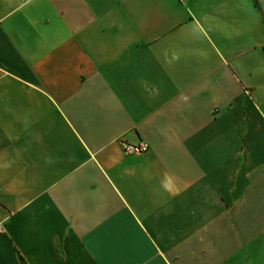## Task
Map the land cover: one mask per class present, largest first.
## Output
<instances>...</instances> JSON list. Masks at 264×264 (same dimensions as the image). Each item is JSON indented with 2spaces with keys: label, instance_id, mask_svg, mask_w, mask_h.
I'll list each match as a JSON object with an SVG mask.
<instances>
[{
  "label": "crops",
  "instance_id": "obj_1",
  "mask_svg": "<svg viewBox=\"0 0 264 264\" xmlns=\"http://www.w3.org/2000/svg\"><path fill=\"white\" fill-rule=\"evenodd\" d=\"M262 22L0 0V264H264Z\"/></svg>",
  "mask_w": 264,
  "mask_h": 264
},
{
  "label": "built area",
  "instance_id": "obj_2",
  "mask_svg": "<svg viewBox=\"0 0 264 264\" xmlns=\"http://www.w3.org/2000/svg\"><path fill=\"white\" fill-rule=\"evenodd\" d=\"M121 145L123 151L128 154H138L144 153L148 150L149 146L145 142L132 143L126 140H121ZM2 230V225L0 224V231Z\"/></svg>",
  "mask_w": 264,
  "mask_h": 264
},
{
  "label": "rangeland",
  "instance_id": "obj_3",
  "mask_svg": "<svg viewBox=\"0 0 264 264\" xmlns=\"http://www.w3.org/2000/svg\"><path fill=\"white\" fill-rule=\"evenodd\" d=\"M262 28H264V22H262ZM260 38L264 41V32L260 31Z\"/></svg>",
  "mask_w": 264,
  "mask_h": 264
}]
</instances>
